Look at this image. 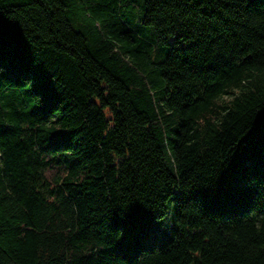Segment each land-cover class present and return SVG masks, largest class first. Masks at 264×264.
<instances>
[{
  "label": "trees",
  "instance_id": "16d2710c",
  "mask_svg": "<svg viewBox=\"0 0 264 264\" xmlns=\"http://www.w3.org/2000/svg\"><path fill=\"white\" fill-rule=\"evenodd\" d=\"M0 264H264V0H0Z\"/></svg>",
  "mask_w": 264,
  "mask_h": 264
}]
</instances>
